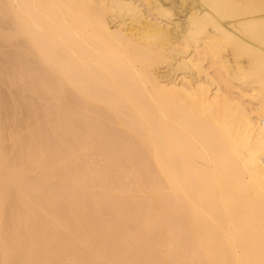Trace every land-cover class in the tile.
<instances>
[{
	"label": "bare ground",
	"instance_id": "bare-ground-1",
	"mask_svg": "<svg viewBox=\"0 0 264 264\" xmlns=\"http://www.w3.org/2000/svg\"><path fill=\"white\" fill-rule=\"evenodd\" d=\"M0 264H264V0H0Z\"/></svg>",
	"mask_w": 264,
	"mask_h": 264
}]
</instances>
